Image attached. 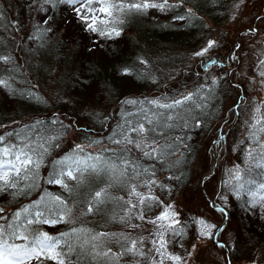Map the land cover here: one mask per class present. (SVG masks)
<instances>
[{
  "label": "trees",
  "instance_id": "16d2710c",
  "mask_svg": "<svg viewBox=\"0 0 264 264\" xmlns=\"http://www.w3.org/2000/svg\"><path fill=\"white\" fill-rule=\"evenodd\" d=\"M25 1L22 0L21 3V0H0V55L9 56L12 61L18 63L16 53L22 45L15 32H20L17 28L20 17L27 19L28 31L42 28L43 34H45L46 31L53 30L51 25L54 23L59 24L62 31L46 36L44 45L39 44V36L33 42L29 50L32 52L30 61L32 68L29 69L26 66L29 74L21 75L24 80L28 78L32 81L31 85L29 82L20 88L15 85L18 82L10 81L11 87H18L20 91L15 95L6 88L7 94L2 91L0 94V125H6V131H12L24 125L34 124L36 121H43L42 131L44 134L56 135L59 133L60 139L57 143L60 146L51 149L50 155L45 158L44 165L39 170L38 186L27 195L9 197L6 193H0V208L4 209L0 215H10L22 206L39 200L47 191L54 195H61L67 200L68 206L73 208L70 219L74 221V224L59 223L55 227L46 224L34 225L42 231L57 235L70 231L75 226L88 228L96 233H133L137 227L133 228L130 225H138L140 221L135 217V209L132 210L131 219L127 224H123L119 220L126 209V205L120 202L109 207V210H112L117 217L116 220H113L112 217L107 218L101 213L83 214L90 196L85 190L80 189L77 191L80 193L78 196L75 194L70 197V194L59 185L46 183L45 179L51 171L49 161L68 153L74 144L86 146L87 141L84 137L88 136L91 139L99 140L100 143L86 147L87 152L103 153L104 156L112 158H115L113 152H116L118 155L127 156L129 160L132 158V163L137 164L136 155L139 150L130 147L131 153L122 151L125 149L124 144L111 143L108 139L117 130H110L107 123L105 126L104 124L97 126L100 120H105L102 114H115V119L119 121L124 117V113H130L133 115L127 118L136 122L141 105L125 104L124 101H145L164 97H168L170 100L179 98L181 94L186 95L199 90L197 103L203 104V107L184 106L185 109H190L184 113L187 127L174 120L168 123L178 126L171 129L162 128L155 134V139L160 145L171 143L172 147L168 149L163 158H151L152 160L146 161L150 163L146 167L148 171L141 176L143 185L137 187V190L141 192L148 182L147 177L152 176L159 194L166 198H163L161 202L168 201L167 199L170 198L168 191L172 186L175 188L174 199H181L182 192L191 183L195 185L191 176L195 177L193 178L195 181L208 172L206 167H204L205 170L202 169L203 172L198 170L202 164L198 162L201 154L206 155V150L212 153L213 147L217 151L223 146L222 144H230V137L224 133L223 127L227 126L231 118H235L234 121L238 120L243 112L244 96L239 91L241 82L234 78L237 69L233 67L234 57H240L241 40L231 46H226L224 42L228 36L226 22L232 13L240 12L244 0H169V3L174 7L166 10L165 15L158 9H156L158 11L149 9L150 11L143 14L128 15L125 22L119 25L122 31L117 40L100 37L95 33L88 36L90 33L79 27V19L73 13V6L45 4L44 0ZM31 9L42 10L44 19L35 22L32 14L35 12L32 10L30 13ZM190 10L193 18H189ZM145 14L150 17L147 18ZM35 15L37 14L35 13ZM180 15L186 18L184 20L175 18ZM71 29H74L71 32L74 34H70ZM245 31L246 29L243 32ZM68 33L75 36L71 43H68L69 40L66 38ZM241 35L245 39L246 36ZM88 37L90 38L89 43L86 41ZM11 39L18 43V47L14 50L9 45ZM217 39L220 47L209 49L202 57L194 55L195 52L206 47L204 45L208 40L216 42ZM65 42L68 45H64ZM141 61L145 63H141ZM17 65L10 67L11 72L8 71L12 77L14 76L13 71L15 74L18 72V70L16 71ZM124 67L138 70L139 74L124 75L121 72ZM30 74L34 75L30 76ZM214 80L215 84H213ZM43 89L51 92L46 94ZM21 91L30 92L32 95L21 96ZM3 96L4 100H2ZM199 97H203V100H200ZM98 99L103 100V104L107 105L105 110L96 116L93 115L94 110H91V105L98 102ZM4 107L8 109V113L3 111ZM125 107H128V110L124 111ZM151 107L148 104L143 105L145 110ZM152 111L163 110L152 109ZM91 116L94 118L93 120H91ZM53 120H56L57 123H52ZM15 122L21 123V125L15 126L13 124ZM143 122L147 125L145 121ZM198 122L199 126H197ZM213 122L217 126L216 134L211 136L208 143L205 144L208 137L207 128ZM236 123L234 122V124ZM69 124L72 126L68 127ZM115 138L117 139L118 136ZM232 140L234 141L233 145L237 146L239 142L233 138ZM105 148L109 151L103 152ZM226 150L231 155V151L227 148ZM155 169H158L159 173ZM162 180H167L168 183L167 181L163 183ZM101 186L96 185L95 187L98 189ZM110 192L114 197H123L126 200L129 198L126 193L123 194L120 187H114L110 189ZM82 195H87V198L83 200ZM242 196L248 198L245 194L238 197ZM170 200L172 199L170 198ZM227 200L232 205V209L234 207L233 213H235L241 202L235 198L231 199V197H228ZM75 204L78 206H74ZM155 205L156 207L160 205V199L156 198L153 206ZM243 223L246 225L247 221H243ZM258 227L257 225L253 229L256 240L260 237V233L257 231ZM237 239L241 240L240 231L237 234ZM114 242L107 240L105 249L111 248L113 251ZM248 250L249 248L242 249L239 253L245 255ZM113 252L118 253V248ZM239 253L232 258L233 263L241 264L246 260L253 259V257L243 258V255ZM232 254L230 253L231 257ZM262 255L264 256L263 251ZM72 260L73 264H76L75 255ZM122 260L123 258L119 263ZM256 263L260 264L259 261ZM44 264H53V262L45 261ZM80 264H86V261L82 260ZM91 264H98V262L91 261Z\"/></svg>",
  "mask_w": 264,
  "mask_h": 264
},
{
  "label": "snow or ice",
  "instance_id": "6c2138e0",
  "mask_svg": "<svg viewBox=\"0 0 264 264\" xmlns=\"http://www.w3.org/2000/svg\"><path fill=\"white\" fill-rule=\"evenodd\" d=\"M44 3L73 6L77 18L84 24L86 31L109 39L121 35L122 29L119 25L123 24L130 14H143L149 9L166 11L174 7L169 0H44ZM175 18L184 20L186 17L180 15ZM189 18H193L191 10ZM215 43L209 40L206 47L195 52L194 55L204 56L209 49L215 46ZM10 60L11 57L0 55V63L7 64ZM141 63L145 62L141 61ZM260 66L264 67V61H261ZM121 72L124 75L139 74L138 70L129 67H124ZM259 74L264 77V71ZM14 79L15 77L11 76L4 78L0 72V86L10 89L13 95L17 90L12 89L10 80ZM215 83L214 80L213 84ZM20 95L31 96L32 93L21 91ZM198 96L199 90L186 95L181 94L179 98L170 100L168 97L145 101L126 100L123 103L141 105L137 114L138 118L136 122H133L127 118L133 114L124 113V124H118L119 131H114V135L108 139L111 143L118 145H134L137 150L143 152L146 158L161 159L172 145L171 143L160 145L155 139V134L162 128L171 129L178 126L168 123L174 120L187 127L184 113L190 109H185L184 106L203 107V104L197 103ZM37 99L40 98L37 97ZM199 99L203 100V97ZM144 104L152 107L145 110ZM262 107L264 105H257L252 122L249 124L248 138L254 145L250 147L245 157L249 161V167L241 169L239 165L235 166L229 170V179L225 181L226 186H231L236 196L245 194L248 197L245 203L252 207H264V142H261V136H264V113L261 111ZM152 109L163 111H152ZM141 120L151 127H146L144 122H140ZM43 123V121H36L34 124L24 125L0 134V193H6L9 197L27 195L38 186L39 170L44 165L45 158L50 155L53 147L60 146L57 143L60 139L59 133L44 134ZM52 123H57V121L53 120ZM61 126L63 127V124ZM71 126V124L68 125V127ZM0 127L3 126L0 125ZM129 132L135 133L138 139H133L128 134ZM116 136L120 138L116 139ZM84 139L87 141L86 146L74 144L68 153L49 161L51 171L45 182L59 185L70 194V197L75 196L80 189L85 190L90 199L87 201L83 214L107 215L109 207L120 202L128 205L124 210V215L119 217L121 223L127 224L131 219L132 210L139 207L140 212L136 218L153 224L156 229L155 239L152 240L153 248L148 250L159 257V260H155L153 264H165L166 261H171L172 264H182V256L167 251V244L170 241L165 239L168 233L173 237L183 236V227H177L181 224L176 219L178 213L172 209L171 205H165L159 215L153 219H147L144 211L152 208L156 198L139 192L136 184L129 183L130 180L141 175L139 164H133L127 156L118 155L116 152H113L115 158L106 157L103 153H89L86 147H91L100 141L88 136ZM127 150L122 149V151ZM108 151L107 148L103 150V152ZM130 169L131 175L129 174ZM143 171L147 172L148 169ZM253 172L261 179L257 180ZM154 183V180L148 181L146 185ZM96 185L102 186L97 189ZM114 187L126 188L129 198L125 200L123 197H114L110 192V189ZM222 198L227 200V197ZM210 206L227 218L225 208L217 207L215 202ZM72 211L73 208L68 206L67 200L61 195L45 191L39 200L22 206L10 215H0V264H34V262L44 264L45 261H52L53 264H73V255L76 257V264H80L82 260H85L86 264H91V261H97L98 264H119V261L126 256H146V253L137 247L138 244H143L144 237L139 240L132 239L129 242V236L124 233H96L88 228L73 226L70 231L52 235L34 227L38 224L51 227L59 223L74 224V221L70 219ZM3 212L4 209L0 208V213ZM112 219L116 220L117 217L113 215ZM193 224L198 226L197 234L200 238L212 239L216 233L221 231L218 225L208 223L203 218L193 221ZM130 226L139 227V225ZM214 229L216 232L213 231ZM113 238L120 243L121 250L118 253L113 252L111 248L105 249L106 241ZM217 246L224 248L226 245L217 241ZM195 247L193 245V249ZM135 264H139V261H135Z\"/></svg>",
  "mask_w": 264,
  "mask_h": 264
},
{
  "label": "rangeland",
  "instance_id": "374dc122",
  "mask_svg": "<svg viewBox=\"0 0 264 264\" xmlns=\"http://www.w3.org/2000/svg\"><path fill=\"white\" fill-rule=\"evenodd\" d=\"M23 1L26 2L25 0ZM32 10L34 11V9L29 10L30 13ZM152 11L151 13H153ZM155 11L158 10L155 9ZM155 11L154 14H156ZM34 12L37 14L35 15V13H32L33 17L35 18V22L44 19L42 10ZM161 12L163 13V15L167 13L166 11ZM73 13L75 12L73 11ZM231 15L232 16H230V18L226 22L228 36L227 40L224 43L226 46H231L234 45L233 43L236 44L241 40L242 49L240 57H234L235 64L233 65V67L237 69V73L234 75V78L239 79V81L241 82L239 91L243 93L242 96L244 97L242 103H244V106L242 109L243 112L241 117L236 121H234L235 118H231L227 126L223 127L224 133L228 137H230V144H222L223 146L218 148L217 151L213 147L211 149V152L214 156L207 150L206 155L201 154L198 162L202 164L200 165L201 167L198 168V170L200 172H203L202 169L205 170L204 167H206V170H208V172H205L203 175H201V177H198V175V180L195 181L193 180V178L195 177L192 175L191 180L195 183V185H192L191 183L190 186L184 192H182L183 196L181 199H174V186H172L168 191V194L172 200L168 198L167 202H161L163 198H166L164 195L161 196L159 194L158 189L156 188V183L147 184L141 190V193L145 195L155 196L157 199H160V205H158V207H156L155 205L151 208L152 210L144 211V215L147 217V219L150 220L159 215L160 212L163 211L165 205H171L172 209L176 213H178L176 219H178L181 224L177 227H183L184 234L182 237H173L170 233H168L165 235V239L170 241L167 244V251L169 253H174L182 256V264H236L232 262V258L236 256V254L239 253L242 249L245 250L247 248H249V250L245 255H243L244 253L239 254H242L243 258L253 257V259H251V261L246 260L241 264H257L256 262L258 261L260 262V264H264V256L262 255V251L264 252V207H252L250 204H246L245 201L248 198H246L245 196H236L232 191L231 186H226L225 184V181L229 179L230 169H233L237 165H239L241 169H246L249 166V161H247L245 157L247 156L250 147L254 146L248 138L249 124L252 122V116L257 105H264V83H262V81H264V77H261L259 74L261 71H264V67L260 66L261 61H264V0H244L243 6L240 8V12L234 14L232 13ZM146 17L148 18L150 16L146 15ZM78 23L79 27H82V30L85 31L84 24L80 20ZM51 26L53 30H48L45 34H43L44 30L42 28L39 30L30 29L28 31L29 24L27 19L20 17L19 26L17 27L20 32H15V34H17V37H19V39L21 40L22 45L16 53L18 63L12 60H10L7 64L0 63V72H2L4 78L10 77L11 75L7 70L10 69V67H12L13 65L18 64V67L16 68V71L18 70V72L15 74V72L13 71V77H15V79L10 81L18 82V84L15 85L20 88L21 86H26L29 82V85H31L32 81H30L28 78L26 80H24L23 77L21 78V75H23L24 73H27V75L29 74L26 66H28L29 69L32 68V64L30 62L32 59V52H29V50L38 36L40 37L39 44L44 45L46 44L44 39L47 38L46 36L60 33L62 31L59 28V24L57 23H54ZM245 29L246 31L243 32ZM253 29L255 31H252ZM73 30L74 29L70 30V34H74L71 33ZM89 33L90 34L88 36L94 34L91 32ZM70 34L68 33L66 35V38L69 40L68 43H71L75 39V36ZM241 34L246 36L245 39L242 38ZM111 39L117 40V37ZM11 40V44L9 45L12 46L14 50L18 47V43L13 39ZM89 40L90 38L88 37L86 39L87 43H89ZM66 42L64 43V45H68L66 44ZM206 45L207 43L204 46ZM214 47H220L218 39ZM32 75L34 74H30V76ZM18 87H12V89L17 90L18 93L20 91V88ZM6 89L0 86V94H2V91L7 94ZM43 91L46 94H49L51 92L45 91V89H43ZM3 98L5 97L3 96L2 100H4ZM102 104L103 100L101 101V99H98V102H95L94 105H91V110H94L93 115L97 116L102 110H105V106L107 104ZM7 107H9V105H7ZM126 110H128V107L124 108V111ZM3 111L5 113L9 112L5 107ZM83 111H85L84 108ZM261 111L262 113H264V107H262ZM102 115L103 117H105L103 118L105 120H100L97 126H102L103 124L105 126V124L107 123L109 124L110 130L116 129L118 132L119 129L117 128V125L124 124L125 117H121L122 119L118 121L115 119V114L106 115V113H103ZM93 119L94 118L92 117L91 120ZM140 122H143V120H141ZM234 122L237 123L234 124ZM13 124L15 126L21 125V123L16 122ZM5 126L6 125H3V127H1L0 134L6 131ZM145 126L148 127L147 125ZM216 131L217 126L216 123L213 122V124H211V126L207 128L208 137L205 141V144L208 143L211 136H214V134H216ZM128 134L133 139H138L135 133L129 132ZM119 138L120 137L118 136L117 139ZM232 138L235 141L239 142L237 143V146L235 144L233 145L234 141L232 140ZM261 142H264V136H261ZM124 145L125 149H128L127 151L130 153L131 151L129 150V148H135L134 145ZM226 148L231 151V155L227 153ZM215 152H218V154L216 155ZM136 157L141 175H139L134 180H130L129 183L136 184L137 187H141L143 185L141 176L147 173L143 170L150 165V163H147L146 161L151 158L144 157L142 151H139ZM130 161L132 162V158L130 159ZM130 170L129 174L131 175L132 172ZM155 170L159 173L158 169ZM253 176L257 177V180L261 179V177L256 175L255 172H253ZM147 179L148 181L154 180L152 176H148ZM166 181L167 180H162L161 182L164 183ZM122 190L123 194L126 193L128 197L127 189L123 188ZM79 194L80 193H76L77 196ZM222 197H227V199L228 197H231V199L235 198L237 201L243 203V205H241L240 203L239 208L235 211V213H233L234 207L232 209V205H230L228 200H225ZM86 198L87 195H82L83 200H85ZM213 202H216L215 204L217 207L225 208L227 218L222 216L219 211H216L210 206ZM127 207L128 205H126V208ZM139 212L140 208L138 207L135 209V217ZM113 215L114 213L112 212V210H109L108 214L105 216L107 218H111ZM201 218L205 219L208 223L218 225L221 228V231L216 233L212 239L200 238L197 234L198 226L194 225L193 221ZM243 221H247V224L244 225ZM138 225L139 227L135 229V232L125 234L129 236V242L132 239L139 240L141 237L145 238L143 244H138L137 247L141 248L146 253V256H126L123 257V260L119 264H135V261L137 260L139 261V264H153L155 260H159V257L154 252L148 251L149 249L153 248L152 240L155 239L154 233L156 229L154 228L153 224L148 223L147 221L140 220L138 222ZM257 225L259 226L257 231L260 233V237H258V239L256 240V236L253 234V229ZM213 231L216 232L215 229ZM239 231L241 233V240L237 239V234L239 233ZM116 233L119 234L122 232ZM109 241H115V248L113 249V251L118 248V252H120V243H117L115 238L109 239ZM217 241L225 244L226 246L224 248L218 247ZM121 243H123V241H121ZM106 245L107 244H105V246ZM193 245L196 246L195 249H193ZM189 253H191V255H189ZM230 253H233L232 257L230 256ZM256 259L257 261H255ZM165 264H172V262L166 261Z\"/></svg>",
  "mask_w": 264,
  "mask_h": 264
}]
</instances>
